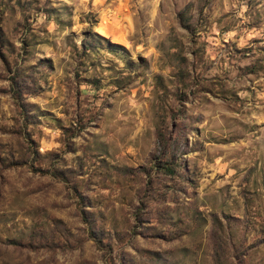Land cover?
Wrapping results in <instances>:
<instances>
[{
	"label": "rangeland",
	"instance_id": "1",
	"mask_svg": "<svg viewBox=\"0 0 264 264\" xmlns=\"http://www.w3.org/2000/svg\"><path fill=\"white\" fill-rule=\"evenodd\" d=\"M0 264H264V0H0Z\"/></svg>",
	"mask_w": 264,
	"mask_h": 264
},
{
	"label": "trees",
	"instance_id": "2",
	"mask_svg": "<svg viewBox=\"0 0 264 264\" xmlns=\"http://www.w3.org/2000/svg\"><path fill=\"white\" fill-rule=\"evenodd\" d=\"M166 171H167V173H172V169H170V168H166Z\"/></svg>",
	"mask_w": 264,
	"mask_h": 264
}]
</instances>
